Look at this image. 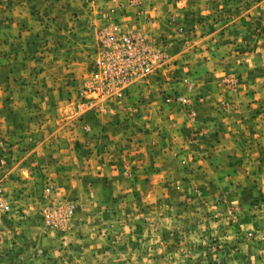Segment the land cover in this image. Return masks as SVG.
Here are the masks:
<instances>
[{
	"label": "rangeland",
	"instance_id": "rangeland-1",
	"mask_svg": "<svg viewBox=\"0 0 264 264\" xmlns=\"http://www.w3.org/2000/svg\"><path fill=\"white\" fill-rule=\"evenodd\" d=\"M0 264H264V0H0Z\"/></svg>",
	"mask_w": 264,
	"mask_h": 264
}]
</instances>
